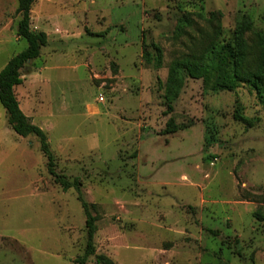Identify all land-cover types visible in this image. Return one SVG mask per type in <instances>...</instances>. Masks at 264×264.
I'll use <instances>...</instances> for the list:
<instances>
[{
    "label": "rangeland",
    "instance_id": "1",
    "mask_svg": "<svg viewBox=\"0 0 264 264\" xmlns=\"http://www.w3.org/2000/svg\"><path fill=\"white\" fill-rule=\"evenodd\" d=\"M19 5L0 0V71L28 45ZM182 18L192 21L185 34ZM246 22V65L259 72L264 0H35L31 28L48 44L15 94L46 132L56 172L82 181L97 254L115 264H264L258 92L218 88L223 66L207 79L187 74L178 99L165 98L175 62L234 42ZM7 119L0 103V264H77L87 246L78 194L49 174L39 139Z\"/></svg>",
    "mask_w": 264,
    "mask_h": 264
},
{
    "label": "trees",
    "instance_id": "2",
    "mask_svg": "<svg viewBox=\"0 0 264 264\" xmlns=\"http://www.w3.org/2000/svg\"><path fill=\"white\" fill-rule=\"evenodd\" d=\"M35 0H19V11L21 19L18 24V36L28 43L25 50L12 57L0 71V103L8 115V124L22 137L30 135L36 136L41 145V150L47 158V169L64 191L74 188L78 194L86 215L87 246L85 255L80 258L77 264H87L89 257L94 256L97 264H115L114 260L105 254H97L95 238L97 234V216L92 212V205L88 203L82 192V181L76 178L68 180L63 175L56 172L55 157L51 151L49 139L46 132L39 126L33 124L20 108V103L15 94V88L22 84L21 71L32 60L37 59L43 47L48 44V36L44 31H35L31 28V11ZM212 13L209 22L213 21ZM204 18V14H199ZM189 18H182L179 21L178 32L185 34L186 26L191 24ZM252 28L251 23H242L235 30L234 42L224 45L213 42L204 50L203 54H194L184 60L175 62L172 65L169 79L167 81L165 98L168 104H172L178 99L184 87L186 75L194 78H204L210 76L211 68L222 69L223 66L229 68L230 72L223 75L216 86L221 89L235 90L240 83L250 84L257 92L264 103V55L261 58L259 72L252 71L246 65V42L244 34ZM151 60L150 56H147ZM263 74V75H262ZM235 118L246 121L240 108L235 112Z\"/></svg>",
    "mask_w": 264,
    "mask_h": 264
}]
</instances>
